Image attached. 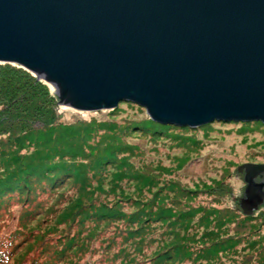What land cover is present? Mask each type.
<instances>
[{
    "label": "water",
    "instance_id": "water-1",
    "mask_svg": "<svg viewBox=\"0 0 264 264\" xmlns=\"http://www.w3.org/2000/svg\"><path fill=\"white\" fill-rule=\"evenodd\" d=\"M0 62L80 110L129 101L162 124H264V0H0ZM238 173L253 215L264 164Z\"/></svg>",
    "mask_w": 264,
    "mask_h": 264
},
{
    "label": "rangeland",
    "instance_id": "rangeland-1",
    "mask_svg": "<svg viewBox=\"0 0 264 264\" xmlns=\"http://www.w3.org/2000/svg\"><path fill=\"white\" fill-rule=\"evenodd\" d=\"M48 86L51 93L57 95L51 90L50 84ZM59 112L64 122L85 120L98 129L103 128L102 124L106 122H114L119 135L122 133V142L129 144L133 149L132 153L126 154L130 155L132 160L126 167L131 169L135 176L122 177V172L114 169L115 164L100 172L96 162H93L95 159L92 158L90 167H84L87 170L84 172L86 177L77 178V174L72 175L53 191L50 185L45 191L40 190V187L35 203L17 202L8 210L3 209L0 212V249L9 252L12 248L10 235L16 234L12 243L17 244V247L9 254L10 257L5 255L6 261H1L0 264L23 262L18 258V253L26 251L29 243L24 242L17 250L24 241V236L18 234L17 229L23 230L26 238L32 239V242L41 231L55 230L56 232L51 233L53 237L61 235L62 232L75 234L77 230L81 231L78 234V243L72 249L73 253H69L62 261H57V264H149L150 261L159 259V253L180 242L178 238L185 233V230L178 227L180 236L175 238L171 226L167 229V219L151 221V228H147V231L140 229V224L132 223L131 216L134 211L144 205L145 201H150L155 191L163 189V193L169 195L166 198L169 202L177 198L178 202H167L176 211L187 209V203L190 207L205 206L212 209L214 206L224 209L229 206L237 210L246 187L243 174L238 173V168L245 163L264 164V124L261 122L215 121L189 129L176 126L168 129L166 133L153 134L143 128L145 121L150 117L146 108L129 101H121L114 110H80L62 103ZM110 134L111 132L106 130L93 131L90 134L91 143L95 147L99 145L103 148L109 144ZM73 141L75 143L74 139ZM64 144L62 147L66 148V143ZM147 175L152 176L157 184L152 189L145 183ZM137 176L139 178L136 179ZM89 193H92L90 195L96 207L102 203H106L108 208L117 205L125 211L123 217L108 221H83L82 217L78 216L69 221V217L73 213L77 214L82 205L89 206V203L85 202ZM88 211L85 212L88 214ZM28 212L35 214L23 225L26 219L23 216ZM256 212L262 215L258 221H264V205ZM198 214V217L201 216L203 211ZM228 214L236 218L231 212ZM145 225L148 227V223ZM229 225L228 233L234 234L237 223L232 219ZM207 226L206 223L200 227L198 221L194 222L189 231L190 237L198 238ZM30 229H34L33 232ZM135 229H140L139 233ZM262 229L264 232V222ZM213 240L214 237L202 242L197 239L194 242L196 245L191 247L201 249L212 244ZM242 245L245 244L240 245L239 252H223L221 249L222 251L212 254L205 261L199 258L197 263L186 260L183 264H264V259L260 262L255 259V250L248 247L249 249L244 251ZM261 248L264 250V242ZM36 251L32 250L29 254L38 255L39 252ZM30 257L25 264L29 262ZM161 264L178 262L167 259Z\"/></svg>",
    "mask_w": 264,
    "mask_h": 264
},
{
    "label": "trees",
    "instance_id": "trees-1",
    "mask_svg": "<svg viewBox=\"0 0 264 264\" xmlns=\"http://www.w3.org/2000/svg\"><path fill=\"white\" fill-rule=\"evenodd\" d=\"M0 64V212L3 209L8 210L17 202L35 203L40 187H42L40 190L43 191L51 187L50 189L53 191L72 175L77 174V178L86 177L84 172L87 170L84 167H90L92 158L95 159L93 162H96L100 172L101 170L104 172L115 164L114 169L120 170L122 177L135 176L131 169L126 167L132 162L130 155L126 154L132 153L133 149L129 144L122 142L120 137L122 133L119 135L114 122H106V124H102L103 128L99 129L85 120L64 122L60 118V99L56 94L51 93L48 86L50 83L38 79L35 73L19 64L10 62H1ZM176 126L184 129L191 128L158 123L151 117L145 121L143 128L152 131L153 134H160L166 133L168 129ZM101 130L111 132L109 144L103 148L99 145L93 146L90 140V134L93 131ZM64 143L69 150L62 147L65 145ZM44 146L45 148H43ZM137 178L139 177L137 176ZM145 180L147 181L146 185L151 189L157 185L155 179L150 175H147ZM160 190L155 191L150 201H145L144 205L134 211L131 216L132 223L140 224V229L147 231V228H151V221L167 219L169 220L167 229L168 226H171L175 238L180 236L178 227L185 230V233L178 238L180 242L174 243L159 253L157 256H160L159 259L154 262L150 261L149 264H161L167 259L177 260L178 264H183L186 260L197 263L199 258L205 261L212 254L222 251L221 249L223 252H231V250L239 252L242 243L245 244L242 245V250L250 248L256 251L257 262L264 259V250L261 248L264 242L262 229L264 221H258L259 217H262L259 213L245 215L239 208L237 210L240 212H237L229 206L224 209H217L214 206L212 209H207L205 206L190 207L188 203L187 209L176 211L167 204L169 201L166 198L169 195L163 193V189ZM90 194L92 193L88 194L89 197L85 201L89 203V206L82 205L79 210L77 209V214L73 213L69 217V221L78 216L82 217L83 221L85 219L108 221L123 217L125 211L117 205L108 208L106 203H102L96 207ZM177 197L179 196L177 195ZM176 201L179 200L176 198L175 201L171 200L169 203L173 204ZM87 209L94 212L89 213ZM201 210L203 214L198 217ZM85 211H88V214ZM227 212H231L232 216L236 218H232L231 214ZM32 214L35 212H28L23 216L26 218L23 225ZM232 219L237 223V226L235 233L230 235L228 232ZM197 221L200 227L205 226L206 223L208 226L203 230L204 233L202 232L201 236L193 238L190 237L189 231L192 229L193 223ZM145 223H148V227ZM211 223L213 224L211 225ZM140 229L135 230L139 233ZM33 230L30 229L31 232ZM16 231L24 236V241L22 240L23 242L17 250L24 242L29 243L26 251L18 253V258L23 261L21 264H25L29 256L31 257L27 264H57V261H62L69 253H73L72 249L78 243V234L81 232L79 230L75 234L62 232L61 235L57 234L53 237L51 233L56 232L55 230L41 231L36 234L37 236L32 242V239L26 238L23 230L17 229ZM222 234L225 236H221ZM16 236L10 235L12 248L9 252L0 249V262L6 261L5 255L10 257L9 254L17 247V244L12 243ZM212 237H214L212 244L201 249L197 248L198 250L192 249L191 246L196 245L194 242L197 239L202 242ZM143 249L144 247L141 251ZM32 250H37L36 252L39 254H29Z\"/></svg>",
    "mask_w": 264,
    "mask_h": 264
}]
</instances>
